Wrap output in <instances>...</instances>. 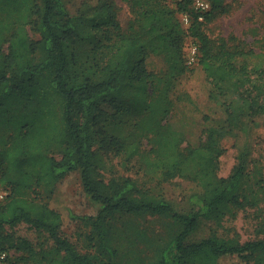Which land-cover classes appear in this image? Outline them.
Instances as JSON below:
<instances>
[{
  "label": "trees",
  "instance_id": "1",
  "mask_svg": "<svg viewBox=\"0 0 264 264\" xmlns=\"http://www.w3.org/2000/svg\"><path fill=\"white\" fill-rule=\"evenodd\" d=\"M123 1L132 14L126 28L116 0H99L91 13L78 16L69 13L64 0H0V184L7 192L0 199V261L115 264L113 219L150 214L171 217L180 226L160 249L156 264H225L231 257L264 264V239L239 241L213 233L188 241L201 218L222 222L263 202L264 177L252 178L239 165L222 176L220 160L222 138L243 114L264 112V99L248 89L242 103L229 110V126L206 128L197 146L169 122L173 78L187 70L183 49L188 34L217 86L234 79L262 90L264 36L255 47L233 34L213 37L206 31V23L228 12L229 0H207L210 9L203 12L194 0H176L174 6L171 0ZM184 14L192 18L189 33L181 21ZM83 44L89 47L82 52ZM152 54L168 56L169 76L148 69ZM130 110L133 130L110 134L108 121ZM100 151L137 159L158 176L157 185L178 177L196 182L204 190L200 208L177 211L162 193L144 190L134 177L103 178ZM77 167L87 191L102 204L91 219L92 250L86 252L63 235L61 213L48 201L57 182ZM20 223L47 233L53 249L41 255L30 240L17 237L13 228Z\"/></svg>",
  "mask_w": 264,
  "mask_h": 264
},
{
  "label": "rangeland",
  "instance_id": "2",
  "mask_svg": "<svg viewBox=\"0 0 264 264\" xmlns=\"http://www.w3.org/2000/svg\"><path fill=\"white\" fill-rule=\"evenodd\" d=\"M98 1L64 0L69 13L74 16L91 13ZM116 1L121 7L119 19L126 28L132 14L125 1ZM173 1L176 0H171L172 6ZM186 16L189 17V21H186ZM181 19L183 27L189 33L192 18L184 14ZM205 28L213 37L233 34L256 47L257 39L264 36V0H229L228 12L206 23ZM31 34L34 39L40 38L34 28H31ZM88 47L89 45L83 44L79 46V50L83 52ZM195 47L196 39L188 34L183 49V63L187 65V70L173 78L170 96L174 105L169 122L185 134L188 143L197 146L206 128L229 126V110L242 103L248 89L254 90L258 97L263 99L264 90L253 87L254 82L246 81L244 86H240L234 79L223 83L221 87L217 86L213 77L208 76L199 62L198 50L194 53ZM193 57L194 61L191 63ZM146 65L149 70L160 75L169 76L171 73V65L166 54H152L148 57ZM103 106L113 114L116 112L109 104ZM134 119L133 110L118 113L117 117L108 121L106 129L110 134L126 135L133 130ZM222 145L225 152L220 160V175L228 176L233 167L239 165L252 178L264 177V112L255 115L243 114L234 124L232 133L222 138ZM100 152L103 178L120 180L128 176L134 177L144 190L162 193L177 211L187 212L200 208L199 203L203 199L204 190L196 182L178 177L157 185L158 176L141 168L137 159L127 160L124 155ZM54 154L60 157L62 152L57 149L54 150ZM0 191H3L1 184ZM48 201L52 208L61 213L63 235L68 237L79 251H91V219L97 216L102 204L95 201L87 191L82 178V168L77 167L58 181ZM113 223V243L119 251L115 264H156L160 249L180 229L179 224L171 217L150 214H119L113 219ZM13 229L17 237L30 240L41 255L53 249L54 241L47 233L27 223H20ZM137 232L139 235H136ZM213 233L239 241L264 239V200L258 207L248 206L237 210L234 215L228 216L222 222L201 218L188 241H198ZM13 253L14 250H11V254ZM4 257L5 254L1 259ZM0 264L6 263L0 261ZM19 264L42 263L40 260H32ZM225 264L242 263H239L237 257H231Z\"/></svg>",
  "mask_w": 264,
  "mask_h": 264
},
{
  "label": "built area",
  "instance_id": "3",
  "mask_svg": "<svg viewBox=\"0 0 264 264\" xmlns=\"http://www.w3.org/2000/svg\"><path fill=\"white\" fill-rule=\"evenodd\" d=\"M194 5L200 9L202 12L210 9V3L207 0H194ZM202 18V16H201ZM186 21H189V17L186 16ZM197 52V47L194 48V53ZM194 61V57L190 60L192 63ZM7 195V192L5 190L0 191V199H4Z\"/></svg>",
  "mask_w": 264,
  "mask_h": 264
}]
</instances>
